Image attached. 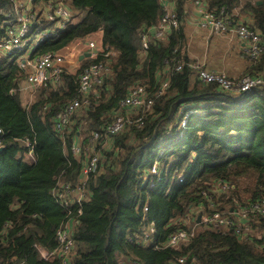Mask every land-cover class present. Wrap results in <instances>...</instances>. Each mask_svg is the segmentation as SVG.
Masks as SVG:
<instances>
[{"label":"trees","instance_id":"trees-1","mask_svg":"<svg viewBox=\"0 0 264 264\" xmlns=\"http://www.w3.org/2000/svg\"><path fill=\"white\" fill-rule=\"evenodd\" d=\"M53 1L72 11L73 22L31 58L99 32L104 52L86 57L76 73L64 71L59 83L34 89L26 102L21 86L27 73L19 58L0 56V264H62L60 257L41 258L40 249L58 250V232L69 221L76 222L69 264H264V215L251 214V233L239 235L234 217L241 206L264 202V89L231 93L194 78L183 52L191 0H174L180 27L167 40L152 39L147 49L142 35L162 17L160 0ZM202 1L259 32L264 45V0ZM12 9V0H0V39ZM95 63L108 65L110 73L84 94L81 73ZM249 66L247 74L264 79V52ZM164 83L168 88L158 96ZM140 86L154 101L148 112L122 106ZM76 100L82 106L59 131V116ZM118 116L129 123L111 136ZM77 141L80 155L73 152ZM30 147L33 162L17 159ZM97 153V171L84 178L86 156ZM155 162L162 165L160 181L150 174ZM61 185H81L87 199L64 207L55 195ZM214 212L233 226L198 224L199 216ZM178 230L195 235L167 247Z\"/></svg>","mask_w":264,"mask_h":264},{"label":"built area","instance_id":"built-area-1","mask_svg":"<svg viewBox=\"0 0 264 264\" xmlns=\"http://www.w3.org/2000/svg\"><path fill=\"white\" fill-rule=\"evenodd\" d=\"M13 9L6 15L4 22L6 36L0 39V56L1 57H17L19 58L21 68L27 73L25 83L21 86L22 92H31L33 96L34 89L45 87L49 83H59L61 75L64 71L76 73L82 69L81 57L89 54L88 58L96 59L103 50L102 43L93 40L79 39L55 52L44 53L31 58L36 48L48 41L57 37L64 31L74 19L72 11L63 3L58 1H39L35 0H12ZM163 8V15L157 25L149 28L147 32L142 35V43L144 49L149 47L152 39L167 40L172 30L178 29L181 25L178 15L175 11L174 0H160ZM194 7H196V24L210 32L218 35H227L234 33L238 39L243 43L244 54L250 62L258 61L263 52V38L261 34L243 22L235 23L226 10L221 13H215L207 8V4L202 0H195ZM106 57H114V52H106ZM191 68L196 71L194 78L205 84H215L218 88L225 92L241 93L251 91L254 88L264 89V79L262 77H253L250 74H245L239 79H231L224 74L207 71L200 68L196 64H191ZM178 69H181L179 67ZM110 68L104 63L91 64L85 67L81 73L80 82L81 90L84 94L88 93L94 84L101 83V76L108 75ZM168 88V83H164L162 90L158 96L164 94ZM27 94V93H26ZM30 98V99H31ZM88 103V102H87ZM154 104L153 99L148 96L145 87H137L131 91V94L122 106L131 107L139 110L145 107L146 111H150ZM82 106V102L76 100L70 103L66 111L59 116V124L57 129L62 131L70 124L71 117ZM193 111H189L181 121H183L182 128H185L188 123V117ZM137 122L142 125L141 119ZM128 120L123 116H118L115 121L109 126L108 134L111 136L120 134L126 128ZM0 135L2 130L0 128ZM98 134L93 136L92 140H97ZM30 144H28L29 146ZM31 146V145H30ZM31 148V147H30ZM73 152L76 155L82 153L81 143L77 141L73 145ZM27 163L34 161L33 149H29L17 156V159L26 161ZM100 154H88L84 163L82 174L84 178L88 179L91 173L97 171ZM156 164V165H155ZM159 164L154 163L151 166L150 174L154 176V180H161L159 173ZM184 178L180 179L183 182ZM223 190L229 187L227 184L221 186ZM55 190L57 200L64 207H69L71 204H82L87 199V191L80 185L71 188L69 185H61ZM147 211V208H145ZM234 211V210H233ZM259 212L264 215V202L262 204L254 203L245 208L235 212V232L236 234H249L252 227L249 225L251 214ZM190 221V219H188ZM202 226L214 229H229L233 226L231 218L228 216L214 212L212 214L204 213L201 215L200 223ZM76 222L69 221L58 232L59 249L55 252H47L40 249L41 258L54 259L60 257L62 264H69L74 250L73 232ZM195 232H186L178 230L170 234L166 243L167 247H178L181 243L188 241L194 237ZM71 255V256H70ZM184 259H179V263L183 264Z\"/></svg>","mask_w":264,"mask_h":264},{"label":"crops","instance_id":"crops-1","mask_svg":"<svg viewBox=\"0 0 264 264\" xmlns=\"http://www.w3.org/2000/svg\"><path fill=\"white\" fill-rule=\"evenodd\" d=\"M196 7L193 1L187 6L183 22L185 42L183 52L191 64L200 68L221 73L231 79H239L247 74L250 62L243 50V43L234 33L218 35L196 24ZM85 40L102 43V33L93 34Z\"/></svg>","mask_w":264,"mask_h":264},{"label":"rangeland","instance_id":"rangeland-1","mask_svg":"<svg viewBox=\"0 0 264 264\" xmlns=\"http://www.w3.org/2000/svg\"><path fill=\"white\" fill-rule=\"evenodd\" d=\"M93 41H95V40H93ZM26 93L29 94V95H27V94H26L27 96L25 95L26 98H24V102H26V101L28 100V98H29V96H30V94H31V92H26ZM32 94H33V93H32ZM33 95H34V94H33ZM182 124H183V121L180 122V126H181V127L183 126ZM28 158H29V157H27V159L25 158L26 161H24V162H28ZM155 163H156V162H155ZM153 164H154V163H153ZM159 164H160V163H159ZM155 165H156V164H155ZM160 165H161V164H160ZM160 165H159V169H160L161 166H162V165H161V166H160ZM150 171H151V167H150ZM146 176L148 177L149 175L147 174ZM70 256H71V255H70Z\"/></svg>","mask_w":264,"mask_h":264},{"label":"water","instance_id":"water-1","mask_svg":"<svg viewBox=\"0 0 264 264\" xmlns=\"http://www.w3.org/2000/svg\"><path fill=\"white\" fill-rule=\"evenodd\" d=\"M261 4V2H259ZM85 57H89V54H86L85 56L81 57V60H83ZM4 146L0 147V151L4 150ZM201 216L198 217L197 222L200 223Z\"/></svg>","mask_w":264,"mask_h":264}]
</instances>
